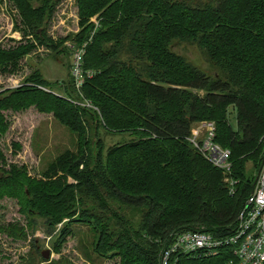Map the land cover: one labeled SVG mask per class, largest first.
I'll return each instance as SVG.
<instances>
[{
	"label": "trees",
	"instance_id": "obj_1",
	"mask_svg": "<svg viewBox=\"0 0 264 264\" xmlns=\"http://www.w3.org/2000/svg\"><path fill=\"white\" fill-rule=\"evenodd\" d=\"M7 1L18 11L23 38L0 44V74L17 73L39 48L64 52L65 39L48 33L62 0ZM76 1L81 29L74 40L88 43L85 83L77 88L72 62L60 85L30 77L0 98V141L11 128L8 112L54 113L79 133L86 149L75 170L84 168L72 172L77 182L68 184L66 177L38 179L3 164L0 201L15 199L27 220L37 210L62 222L80 209L103 230L104 249L124 264H162L178 233L230 236L264 160V0ZM189 48L206 70L187 56ZM202 121L215 122L216 141L232 151L229 173L188 140ZM109 135L130 138L106 147ZM249 164L257 176L247 175ZM229 177L238 181L235 195ZM112 201L138 218L126 217ZM33 232L30 220L0 224V253L3 237L24 241ZM229 258L178 253L168 264Z\"/></svg>",
	"mask_w": 264,
	"mask_h": 264
},
{
	"label": "rangeland",
	"instance_id": "obj_2",
	"mask_svg": "<svg viewBox=\"0 0 264 264\" xmlns=\"http://www.w3.org/2000/svg\"><path fill=\"white\" fill-rule=\"evenodd\" d=\"M91 21L98 24L97 17H93ZM17 24H20V17L16 7L7 0H0V44L10 47L22 40L23 34L16 30ZM80 29L77 1L59 2L48 33L57 41L65 39L61 47L65 49L64 52L58 55L52 48H39L22 60L21 69L17 73L0 74V98L30 83V77L35 75L60 85L70 73L72 50L69 44L79 46L74 38ZM186 54L194 64L206 70L195 48L187 49ZM7 117L11 128L0 141L4 157H0V166L6 164L7 167L15 165L24 168L38 179L62 176L66 177L68 184H76L77 180L71 173L84 168L81 166L75 170L86 149L78 132L62 123L54 113L41 112L34 107L8 112ZM231 122L233 128H236V116L233 113ZM199 123L201 122L193 127ZM129 138L127 135L106 136V147ZM256 174V170L249 164L247 175L253 177ZM112 204L126 213V217L138 218L124 205H118L117 201H112ZM82 214L79 209L73 218L56 222L34 210L29 219L34 224V232L27 240L2 238L0 264H124L122 257L116 252L104 249L103 242L100 241L103 230L97 225L95 218H82ZM29 220L20 212L15 199L0 201V224L15 221L27 224ZM65 229H68V234H65ZM45 254L49 257L46 258Z\"/></svg>",
	"mask_w": 264,
	"mask_h": 264
},
{
	"label": "built area",
	"instance_id": "obj_3",
	"mask_svg": "<svg viewBox=\"0 0 264 264\" xmlns=\"http://www.w3.org/2000/svg\"><path fill=\"white\" fill-rule=\"evenodd\" d=\"M88 43L82 46L69 44L72 50V75L77 88L86 80L83 60ZM90 73L89 76H92ZM217 128L213 121H202L192 131L188 140L214 166L231 171L232 151L216 141ZM230 194L235 195L238 181L227 179ZM222 252L229 255L225 264H264V160L258 173L253 190L239 212L237 225L233 233L225 238H217L204 231H186L178 233L174 241L162 255V264H168L178 253L195 254L205 257H217ZM228 258V257H227Z\"/></svg>",
	"mask_w": 264,
	"mask_h": 264
},
{
	"label": "crops",
	"instance_id": "obj_4",
	"mask_svg": "<svg viewBox=\"0 0 264 264\" xmlns=\"http://www.w3.org/2000/svg\"><path fill=\"white\" fill-rule=\"evenodd\" d=\"M198 126H196V127H193V130L192 131H194L195 130V128H197Z\"/></svg>",
	"mask_w": 264,
	"mask_h": 264
},
{
	"label": "water",
	"instance_id": "obj_5",
	"mask_svg": "<svg viewBox=\"0 0 264 264\" xmlns=\"http://www.w3.org/2000/svg\"><path fill=\"white\" fill-rule=\"evenodd\" d=\"M44 256H45L46 258H48V257H49V255H46V254H45Z\"/></svg>",
	"mask_w": 264,
	"mask_h": 264
}]
</instances>
